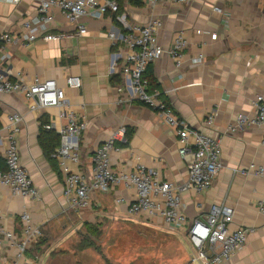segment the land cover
Masks as SVG:
<instances>
[{"label":"crops","instance_id":"crops-1","mask_svg":"<svg viewBox=\"0 0 264 264\" xmlns=\"http://www.w3.org/2000/svg\"><path fill=\"white\" fill-rule=\"evenodd\" d=\"M40 1L11 4L0 0V32H21L23 20L38 11ZM113 1L118 4L116 12H107L101 18L86 15L77 23H69L58 9H53L45 32L59 35L58 39H18L7 46L10 57L0 60V74L25 83L54 79L66 100L64 107L31 110L33 99L24 93L0 92V170L5 169L8 116L17 113L21 116L17 134L20 162L39 194L31 199L14 194L0 183L3 226L19 234V215L26 211L42 231L40 240L23 256L17 255L15 247L4 245L0 264H49L54 248L70 236L84 230L92 234L100 225L124 221L150 225L173 238L187 255L191 252L184 229L171 228L158 217L126 213L136 193L132 187L114 185L106 192H95L88 206L71 207L63 194V179L54 156L60 142L56 130L66 125L71 113L86 124L78 136L80 163H70L72 168L89 173L94 150L123 128L109 156L114 171L129 172L142 164L160 181L187 180L189 158L179 154L173 130L148 106L126 100V81L121 72L126 46L121 37L132 25L145 24L151 18L162 21L158 39L164 53L147 66L158 85L148 91L159 92L190 128L215 138L221 148L222 168L212 185L203 193L188 190L181 194L185 214L189 219L202 218L212 203L231 208L229 227L246 228V239L220 264H264V215L257 210L264 180L247 172L250 163H264V126L230 130L238 114L252 117V100L256 95L264 96V0H189L181 6L165 2L153 8L146 7L143 0ZM213 7L223 12L216 13ZM77 24L85 27L84 34L76 33ZM181 30L185 31L187 46L177 66L167 50ZM210 33H216L215 40ZM198 55L203 60L192 63V57ZM71 76L78 77L80 87L68 84ZM143 78L147 81L144 74ZM210 113L213 123L207 126L204 119ZM47 123L53 128L42 132ZM179 234L187 239V251Z\"/></svg>","mask_w":264,"mask_h":264},{"label":"built area","instance_id":"built-area-1","mask_svg":"<svg viewBox=\"0 0 264 264\" xmlns=\"http://www.w3.org/2000/svg\"><path fill=\"white\" fill-rule=\"evenodd\" d=\"M17 4L20 0H4ZM189 0H143L146 7L153 8L157 3L168 2L181 6ZM58 9L69 23H77L83 16L101 18L107 12H116L118 4L113 0H41L38 11L22 22V31L15 34L0 32V60H6L11 53L7 46L21 39L31 42L38 38L44 41L55 40L59 35L45 32L53 19L52 10ZM216 13L223 11L213 7ZM162 21L151 18L145 24H134L121 37L126 46L121 59V72L126 81L124 91L126 100H137L151 108L162 117L164 122L173 130L178 143V152L182 157L187 156V180L181 183L160 181L156 175L142 164L136 165L129 172H117L111 167L110 152L114 141L122 136L124 129L116 131L111 137L100 144L93 152L91 171L83 172L72 168L80 163L78 153V136L85 129V122L73 114H69L64 127L57 129L60 137L59 145L55 148L54 156L63 179V194L69 205L75 209L86 207L95 192H106L114 185L122 184L127 188H134V198L128 203L126 213L131 216L158 217L171 228H182L192 247L188 254L189 264H220L230 258L245 243L246 228L229 227L233 210L223 204L212 203L202 218L189 219L184 211L181 194L188 190L195 193L206 191L222 168L220 143L207 134L190 128L186 122L178 117L170 105L160 97L159 92H149L147 81L143 74L147 66L161 57L164 50L159 44L158 31ZM85 27L77 24L78 34H84ZM197 34L201 30L195 31ZM112 37L113 34L109 33ZM216 33H210L215 40ZM187 46L185 31H178L167 50L175 65H179L184 49ZM202 55L194 56L192 63H200ZM68 84L80 87L78 77L68 78ZM0 92H22L28 99H33L29 107L31 110L45 107H64L66 105L63 89L57 86L54 79H34L31 83L21 80L12 81L0 74ZM254 115L247 117L240 113L237 115L232 132L243 129L247 125L264 126V96L256 95L252 100ZM6 140L4 150L5 169L0 170V183L7 185L14 194L31 199L39 197L38 190L33 185L26 168L20 162L17 147V134L19 132L21 116L17 113L8 116ZM213 114L204 119V124L212 125ZM53 125L47 123L44 130H50ZM261 142L264 144V135ZM247 172L264 180V163H250ZM199 206V205H198ZM257 210L264 215V194L258 201ZM21 230L19 234L5 229L0 211V256L2 247L8 245L17 249V255L23 256L25 250L40 240L42 231L39 225L32 222L30 215L23 211L20 213Z\"/></svg>","mask_w":264,"mask_h":264},{"label":"rangeland","instance_id":"rangeland-1","mask_svg":"<svg viewBox=\"0 0 264 264\" xmlns=\"http://www.w3.org/2000/svg\"><path fill=\"white\" fill-rule=\"evenodd\" d=\"M185 251L187 239L178 235ZM49 264H189L173 238L134 221L100 225L78 233L54 248Z\"/></svg>","mask_w":264,"mask_h":264},{"label":"trees","instance_id":"trees-1","mask_svg":"<svg viewBox=\"0 0 264 264\" xmlns=\"http://www.w3.org/2000/svg\"><path fill=\"white\" fill-rule=\"evenodd\" d=\"M144 75H145V78L147 79V89L149 90V88H155V87H158L157 83L155 82V80L153 79L150 73V71H148V67L145 69V72H144ZM42 132H45L44 129H42ZM94 230V229H93ZM92 230V231H93ZM91 231V232H92Z\"/></svg>","mask_w":264,"mask_h":264}]
</instances>
